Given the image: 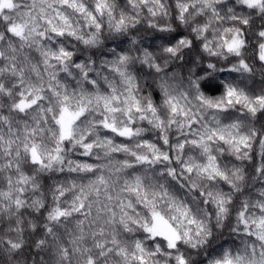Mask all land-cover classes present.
<instances>
[{
  "label": "snow or ice",
  "instance_id": "obj_1",
  "mask_svg": "<svg viewBox=\"0 0 264 264\" xmlns=\"http://www.w3.org/2000/svg\"><path fill=\"white\" fill-rule=\"evenodd\" d=\"M0 264H264V0H0Z\"/></svg>",
  "mask_w": 264,
  "mask_h": 264
},
{
  "label": "trees",
  "instance_id": "obj_2",
  "mask_svg": "<svg viewBox=\"0 0 264 264\" xmlns=\"http://www.w3.org/2000/svg\"><path fill=\"white\" fill-rule=\"evenodd\" d=\"M157 100H159V96L157 95Z\"/></svg>",
  "mask_w": 264,
  "mask_h": 264
}]
</instances>
